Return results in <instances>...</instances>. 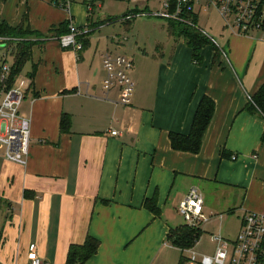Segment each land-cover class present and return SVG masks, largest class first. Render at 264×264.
Returning a JSON list of instances; mask_svg holds the SVG:
<instances>
[{
    "label": "crops",
    "instance_id": "obj_1",
    "mask_svg": "<svg viewBox=\"0 0 264 264\" xmlns=\"http://www.w3.org/2000/svg\"><path fill=\"white\" fill-rule=\"evenodd\" d=\"M106 2L70 0L64 8L55 0H0V23L14 28L27 17L36 33L16 78L27 79L20 115L31 121L30 150L25 163L0 154V264H26L32 249L48 264H67L71 247L88 236L100 246L86 264H153L176 248L166 238L179 225L167 214L192 187L209 221L228 212L238 215L240 230L245 212L264 213V119L245 109L264 82V26L233 31L217 9L198 6V26L214 45L195 64L185 38L169 31L166 40L133 41L137 16L128 22V8L105 13ZM64 22L69 32L71 24L80 29L81 52L61 44L69 33L59 34ZM106 53L133 62L129 105L120 103L118 87L103 90ZM204 96L215 111L200 151L173 149L170 133L190 132ZM150 200L160 215L148 209Z\"/></svg>",
    "mask_w": 264,
    "mask_h": 264
},
{
    "label": "built area",
    "instance_id": "obj_2",
    "mask_svg": "<svg viewBox=\"0 0 264 264\" xmlns=\"http://www.w3.org/2000/svg\"><path fill=\"white\" fill-rule=\"evenodd\" d=\"M175 3V8L171 9L170 0L165 1L161 10L152 15L183 21L195 27L193 19L182 16L183 10L195 12L198 6H211L218 10L233 31L244 34L264 26V0H175ZM80 36V29L71 24L70 32L61 37L60 41L64 47L73 46L79 51L82 48L78 40ZM19 40L15 37L0 36V50L4 49V57L0 59V154L10 161L25 163L31 144V121L20 115V107L26 98L27 85L25 81L17 83L15 80L12 84L9 83L13 64L9 63L8 58H13L12 47ZM103 66L105 93L118 87L120 103L131 104L135 93V83L130 76L132 60L122 54L106 53ZM111 134L117 136L120 133L112 130ZM235 158L236 156H233V159ZM204 205L203 195L196 187H192L180 201L178 212L185 224L194 228L201 227L209 221ZM211 238L216 245L214 255H205L197 262L196 252H193L191 264H264V213L245 212L238 235L234 239L216 234H212ZM26 264L48 263L39 256L37 250L32 249Z\"/></svg>",
    "mask_w": 264,
    "mask_h": 264
},
{
    "label": "trees",
    "instance_id": "obj_3",
    "mask_svg": "<svg viewBox=\"0 0 264 264\" xmlns=\"http://www.w3.org/2000/svg\"><path fill=\"white\" fill-rule=\"evenodd\" d=\"M70 0H55V4L58 6L67 7V3ZM171 9L176 6L175 0H170ZM147 10H134L133 16H129L126 20L131 21L134 16L145 13ZM183 17L193 19L194 26H190L183 21H174L167 19L169 21L168 30L171 36L184 37L185 41L193 51V61L195 64H201L202 49L206 45L213 44L212 40L205 35L203 30L198 26L197 14L193 11L184 9L182 13ZM166 19V18H165ZM69 32L68 22H64L60 25L59 34H65ZM36 33L31 29L28 23L27 17L23 22L17 27H9L3 23H0V36H10L19 38L20 40L16 45L12 47L13 54V71L12 76L9 81L12 84L17 75L23 70L25 64L31 58L32 46L36 43L32 39V36ZM79 42L82 41V47L84 48L85 41L84 38L78 37ZM216 51V56L220 54V50L217 46H214ZM83 49L79 50L81 52ZM246 111L253 115H258L264 119V82L259 86L258 90L250 97L246 107ZM215 111V102L209 96L202 97L199 105L197 107L195 116L192 121L191 129L188 134L170 133V142L175 150L187 151L192 153H198L201 149L203 135L211 122ZM69 118L64 115L62 117L61 130L66 132L68 130ZM146 205L150 211L155 215H160L159 208L155 200H150L146 202ZM202 234L201 227H191L187 224H182L177 227L170 228L167 235V242L172 246L180 249L182 252L188 250L190 255L187 260L191 261V255L195 252L192 248L198 242ZM100 241L92 236H88L86 241L81 245H73L70 250L69 260L67 264H86L87 260L95 255L99 249ZM197 255V253H196ZM198 258V255H197ZM179 264H184L183 256L180 258Z\"/></svg>",
    "mask_w": 264,
    "mask_h": 264
},
{
    "label": "rangeland",
    "instance_id": "obj_4",
    "mask_svg": "<svg viewBox=\"0 0 264 264\" xmlns=\"http://www.w3.org/2000/svg\"><path fill=\"white\" fill-rule=\"evenodd\" d=\"M148 1H149V6H151V9L146 11L149 13H145L144 15L142 14L137 15V17L135 18L132 24L133 30L131 29L130 31V33H132L131 39L133 41L138 40L140 42L147 43V44L153 42L155 39L166 40L168 38L166 36V32L169 31L168 30L169 21H167L164 18L152 15V13H156L157 11L161 10L162 5L166 0H138V2L130 3L129 7L127 5L128 4L127 2L126 4L118 0H107L106 4L110 12L105 11V13H111L113 14L112 16H119L125 13L127 11V8L130 9L129 11H127L128 13H134V10H136L137 5L143 6L142 8L144 10L145 5L148 4ZM104 9H105V3L100 10H104ZM215 15L217 16L220 22H224L222 17H220L216 13H213V17H215ZM206 17L207 15L205 13H200L199 23L201 25L205 23ZM119 23L122 26L123 23L121 22ZM80 43L82 44V41H80ZM3 57H4V49H1L0 59H3ZM8 61L10 64L13 63L11 57L8 58ZM21 80H27L26 76L19 75L17 83H20ZM227 209H228V206L224 210L226 211ZM225 214L226 215H225L224 220L215 218L209 221L208 223L206 222L201 225V230H202L201 237L192 248L194 251H196L198 255L197 262H200V259L205 255L206 256L214 255L216 246H215V243L212 241V238H211L212 234L224 235L225 237L231 238V239H234L236 235L238 234L239 226H240L239 220L237 218L238 215L229 217L227 216L228 212H225ZM167 215H168L167 218L171 224L180 225V224L185 223L182 215H180V213L178 212V207L176 208V206H174ZM240 215L242 214L240 213ZM189 255L190 253L188 250L182 252L181 250H178L176 248L170 249L167 247L165 253L161 252L159 257L153 264H179L181 260L180 259L181 256H183L184 264H191L187 260Z\"/></svg>",
    "mask_w": 264,
    "mask_h": 264
},
{
    "label": "water",
    "instance_id": "obj_5",
    "mask_svg": "<svg viewBox=\"0 0 264 264\" xmlns=\"http://www.w3.org/2000/svg\"><path fill=\"white\" fill-rule=\"evenodd\" d=\"M2 47V45H0V48Z\"/></svg>",
    "mask_w": 264,
    "mask_h": 264
}]
</instances>
